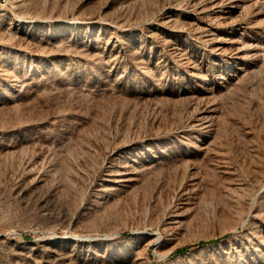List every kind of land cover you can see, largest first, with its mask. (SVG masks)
Here are the masks:
<instances>
[{"label":"rangeland","instance_id":"rangeland-1","mask_svg":"<svg viewBox=\"0 0 264 264\" xmlns=\"http://www.w3.org/2000/svg\"><path fill=\"white\" fill-rule=\"evenodd\" d=\"M0 264H264V0H0Z\"/></svg>","mask_w":264,"mask_h":264},{"label":"bare ground","instance_id":"bare-ground-1","mask_svg":"<svg viewBox=\"0 0 264 264\" xmlns=\"http://www.w3.org/2000/svg\"><path fill=\"white\" fill-rule=\"evenodd\" d=\"M119 181V180H118Z\"/></svg>","mask_w":264,"mask_h":264}]
</instances>
